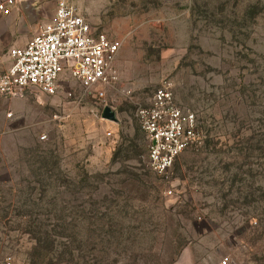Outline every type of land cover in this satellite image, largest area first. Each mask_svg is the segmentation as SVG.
<instances>
[{
	"label": "rangeland",
	"instance_id": "rangeland-1",
	"mask_svg": "<svg viewBox=\"0 0 264 264\" xmlns=\"http://www.w3.org/2000/svg\"><path fill=\"white\" fill-rule=\"evenodd\" d=\"M75 3L118 81L0 97V264H264V0ZM164 82L201 142L159 176L136 112Z\"/></svg>",
	"mask_w": 264,
	"mask_h": 264
},
{
	"label": "built area",
	"instance_id": "built-area-1",
	"mask_svg": "<svg viewBox=\"0 0 264 264\" xmlns=\"http://www.w3.org/2000/svg\"><path fill=\"white\" fill-rule=\"evenodd\" d=\"M25 1L0 0V15L20 12ZM121 45L96 32L75 0H57L52 19L39 27L25 47L11 50L12 65L0 74V97H53L64 82L73 80L103 100L106 88L118 81L115 65ZM136 118L148 142L150 169L159 176L166 175L184 152L201 142L197 116L176 104L168 82L155 92L150 106L137 110ZM5 264L12 263L8 259Z\"/></svg>",
	"mask_w": 264,
	"mask_h": 264
},
{
	"label": "crops",
	"instance_id": "crops-1",
	"mask_svg": "<svg viewBox=\"0 0 264 264\" xmlns=\"http://www.w3.org/2000/svg\"><path fill=\"white\" fill-rule=\"evenodd\" d=\"M41 6L36 4L35 0L24 3L20 12H15L9 17L0 15V72L8 70L12 65L9 48H23L28 41L38 32L40 20L37 14L40 13ZM36 16L37 21L30 20V15ZM53 15L42 22V25L48 23Z\"/></svg>",
	"mask_w": 264,
	"mask_h": 264
},
{
	"label": "water",
	"instance_id": "water-1",
	"mask_svg": "<svg viewBox=\"0 0 264 264\" xmlns=\"http://www.w3.org/2000/svg\"><path fill=\"white\" fill-rule=\"evenodd\" d=\"M31 0H26L25 2L22 3L21 6L24 5V3L29 2ZM30 20L33 22V16L32 14L30 15ZM102 119L105 120L106 122H110V123H114V124H118V117L116 112L114 111L113 108L107 106L104 111H103V115H102Z\"/></svg>",
	"mask_w": 264,
	"mask_h": 264
}]
</instances>
